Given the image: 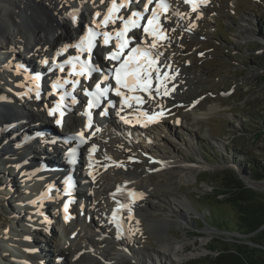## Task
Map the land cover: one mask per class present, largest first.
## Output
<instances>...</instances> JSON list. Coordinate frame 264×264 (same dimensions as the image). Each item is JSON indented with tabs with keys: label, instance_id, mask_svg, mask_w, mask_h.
Masks as SVG:
<instances>
[{
	"label": "bare ground",
	"instance_id": "bare-ground-1",
	"mask_svg": "<svg viewBox=\"0 0 264 264\" xmlns=\"http://www.w3.org/2000/svg\"><path fill=\"white\" fill-rule=\"evenodd\" d=\"M126 1L115 0L118 10L111 14L112 25H117L125 10H133L139 6L137 0ZM139 1L142 7L147 0ZM113 2L114 0H0V164L21 167L16 169L17 177L19 170L20 173L24 172L27 165L31 166L38 156L44 155L42 145L49 149L55 145L52 149V159L54 162L59 161L56 155L58 142L50 140L46 146L42 141L36 143L25 139L28 142L19 146L12 143L19 139H13L5 130L6 124L17 120L15 123L22 124L20 130L23 129L22 134L25 136L31 124L32 129H35L34 126L47 120L51 123V131H56V118L47 114L48 104L56 93L50 91L47 81L40 90L35 82L25 75V71L19 68L17 62H27L29 67H32L34 63L30 59L34 58L40 62L37 66L43 65L45 60H53L56 54L58 57V53L66 54L75 45L76 38L80 34L85 35L91 28L95 33L94 58L100 69L107 67L111 60L107 58L106 53H99L106 46L104 35L99 31ZM123 2L126 3L120 8ZM152 5L153 3L150 6ZM203 6L204 4L200 9ZM192 10V6L186 5L183 0H177L169 6L167 12L170 15L166 16L164 12L162 18L165 25H174L176 22H183V17L191 14ZM181 13L184 14L182 18L178 17ZM169 16H175L177 19H169ZM142 36L140 31L136 32L135 39L139 40ZM153 44L155 46L152 50L160 53V43L155 41ZM174 61V56H171L163 63L164 66L170 65L173 68L174 76L177 70L176 80L169 76L157 83L146 100H128L126 104L118 101L108 102L106 115L101 114L95 129H91L93 125L88 129V142L84 148L85 152H82L87 187L86 191L78 193L85 201L82 206H75L73 202L64 213L61 207L64 196L59 197L60 190L49 199L33 201L35 191H40L45 179L53 178L54 174L43 173V176H40L31 173L27 176L37 181H31L30 188L24 189L20 196L18 194L19 199L26 205L17 211L11 208L8 210L6 199L11 197L10 190L15 183L12 179L0 182V207L12 221L6 222L7 225L0 228V264H56L58 258L63 264H124L127 258L134 260L136 264H166V259H179L176 251L183 248L184 241L167 237L158 240L156 249L147 251L136 246L132 236L135 231L133 223L136 220L145 222L149 229H164L174 219V214L177 215L176 225L181 227L186 222V213L180 208H191L185 197L176 196L171 191V186L173 175L179 182L192 179L196 166L182 165L184 160L181 161L174 154L167 153L166 143L162 140V137L181 128L168 120L175 105L181 102L175 100L177 96H174L173 90L184 85L182 80H178L183 70L178 69L173 64ZM48 73L49 81L62 76L55 69ZM99 77L100 74L97 79ZM75 95L78 102L68 112V122H62L67 131L82 128L85 121L83 115L74 111L75 108L82 111L83 106L79 95ZM72 99L77 98L73 96ZM134 107L139 111H134ZM216 108L219 109L218 105H212L206 112H193L194 118H204ZM163 109L166 110L163 115L149 120V114ZM115 114L129 115L135 120L132 121V126L126 129ZM140 116L143 118L140 119ZM121 129L128 137L117 135ZM51 135L54 136V133ZM5 138L11 142L2 144ZM193 147L194 144L191 143L188 152L194 153ZM88 152H94L96 155ZM136 157L141 166L132 168V165L136 166ZM122 184L133 188L135 200L132 206H135L136 212L132 216L126 214L128 228L123 237L120 236L112 218L118 203V197L113 193ZM155 188L163 190L164 193L158 195L154 191ZM163 201L168 203L164 210L157 205V202ZM20 209L24 211L21 212ZM17 219L22 221L20 226L14 222ZM53 222L57 229L50 225ZM3 259H6L7 263Z\"/></svg>",
	"mask_w": 264,
	"mask_h": 264
},
{
	"label": "rangeland",
	"instance_id": "rangeland-1",
	"mask_svg": "<svg viewBox=\"0 0 264 264\" xmlns=\"http://www.w3.org/2000/svg\"><path fill=\"white\" fill-rule=\"evenodd\" d=\"M184 20L192 31L167 25L170 40L162 52L164 59L178 57L173 64L182 67L185 73L179 77L186 82L181 85L183 90L174 89L175 100L181 102L169 114L173 116L169 122L181 128L162 140L167 153L184 160L182 165L196 166L192 179L179 182L173 175L171 186V191L185 197L191 208H180L186 213V222L181 227L176 225L174 214L164 229H149L145 222H135L134 243L151 251L157 248L158 240L167 237L184 241L183 248L176 251L179 259H166V264H208L206 259L222 245L257 261L264 257V230L241 234L240 229L231 228L238 225L241 211L230 195L218 187L226 174L248 181L245 175L249 165L264 164V0H212L196 24L193 17ZM195 97L200 101L189 109V102ZM212 105H218L219 109L204 118H194V113L206 112ZM191 143L194 153L187 150ZM135 163L132 168L141 166ZM2 166L0 182L5 175L14 180L15 177L11 178L14 171ZM259 181L257 187L249 188L254 192L253 201L264 203V179ZM15 184L16 190L6 199L8 210L16 209L13 197L22 192L17 181ZM154 191L158 195L164 193L158 188ZM157 205L164 210L168 203ZM222 220L227 225L222 226ZM7 221L9 217L0 207V227L7 225ZM17 222L22 224L19 219ZM139 226L143 227L142 234ZM3 261L7 263L6 259ZM124 264L136 262L127 258Z\"/></svg>",
	"mask_w": 264,
	"mask_h": 264
},
{
	"label": "snow or ice",
	"instance_id": "snow-or-ice-1",
	"mask_svg": "<svg viewBox=\"0 0 264 264\" xmlns=\"http://www.w3.org/2000/svg\"><path fill=\"white\" fill-rule=\"evenodd\" d=\"M188 2V0H186ZM149 3H151V0H149ZM160 5H157L159 7ZM123 7V5H121ZM148 5H145V9L147 10ZM117 6L115 3V0L113 2L112 7L108 9L109 15H106L104 18V23L107 24L111 18V14L114 11H117ZM153 17H155L156 13L155 10H153L152 13ZM133 17H138L137 13H132V15L124 21L123 28L116 33L117 38V44L116 49L117 51H113L109 53L108 59L117 61L118 66L115 68L114 72V79L116 82V88H115V94L117 96H121L122 100L121 103L126 102V97H124L123 93L121 92V89H127L128 92H135V91H141V92H148L150 87V81L149 77L151 75L150 69L152 68V65L154 64V60L151 56V53L147 49L143 48H130L125 55V49L128 48L129 41L126 39V34L134 28L141 27L137 23L136 19H133ZM153 23L152 19L148 20V24L151 25ZM145 32H148V28H144ZM94 39H95V33L91 28H89L84 36L80 38L78 43H76L73 47L77 50V55L74 57H69L68 60L64 61V64L71 65L72 69H79L78 71L71 72L72 75L77 76H85L88 72H90L92 69L89 65V63L85 60H81V54L88 53L91 54L92 48L94 46ZM105 44L109 42V36L107 33H105ZM155 45L153 44V47ZM66 50V49H65ZM63 51V50H62ZM59 54V53H58ZM123 57V59H122ZM75 62V63H74ZM47 63V61H45ZM61 71H64L63 64L59 66ZM167 75V74H165ZM159 79V76L156 77ZM107 79V77H105ZM67 83V81H65ZM109 89L107 87L101 88L100 83L96 84V91L95 93H90L86 90V95H95L97 97L104 96L105 93H107ZM38 96V94H37ZM131 99H135L137 101L140 100L139 97L133 96ZM61 101H63V97H61ZM93 107V101H89V108ZM60 108V105L57 104L55 107L49 109L48 114L50 116H53ZM102 115L104 113H101ZM62 115V113H61ZM155 117L149 116V120H154ZM56 123L59 125L61 123L60 119L56 120ZM81 141H83V133L77 134ZM73 151H75L73 149ZM68 205L65 204V211H67ZM130 211V210H129ZM115 215V213H114Z\"/></svg>",
	"mask_w": 264,
	"mask_h": 264
},
{
	"label": "trees",
	"instance_id": "trees-1",
	"mask_svg": "<svg viewBox=\"0 0 264 264\" xmlns=\"http://www.w3.org/2000/svg\"><path fill=\"white\" fill-rule=\"evenodd\" d=\"M246 174L245 177L247 179H264V164L254 163L249 165ZM222 179L223 182H221L218 188L228 193L230 195V200L235 203L241 211L238 225L231 228L235 230L240 229L239 232L241 234H249L264 230V227H262L264 226V203L261 201H253V190L247 187L240 177H234L228 173ZM221 223L222 226L225 224L227 225L224 220H222ZM228 228L229 226L227 229ZM203 262L205 261L203 260ZM206 262L208 264H264V257L261 256L259 260L255 261L253 258L246 256L237 249L222 245L216 250L215 254L209 255Z\"/></svg>",
	"mask_w": 264,
	"mask_h": 264
},
{
	"label": "water",
	"instance_id": "water-1",
	"mask_svg": "<svg viewBox=\"0 0 264 264\" xmlns=\"http://www.w3.org/2000/svg\"><path fill=\"white\" fill-rule=\"evenodd\" d=\"M250 178V177H249ZM240 179H242V181L246 184L247 187H251V188H255L257 187L259 184H261V181L259 180H256V179H253V178H250V181H245L243 179L242 176H240ZM250 182V183H249ZM213 229V228H212Z\"/></svg>",
	"mask_w": 264,
	"mask_h": 264
}]
</instances>
